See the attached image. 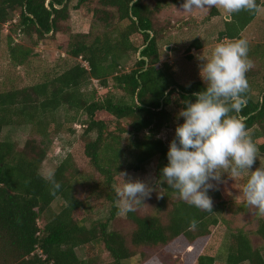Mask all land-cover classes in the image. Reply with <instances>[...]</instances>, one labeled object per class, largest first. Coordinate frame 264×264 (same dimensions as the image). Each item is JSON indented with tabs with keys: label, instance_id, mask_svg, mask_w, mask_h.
I'll use <instances>...</instances> for the list:
<instances>
[{
	"label": "trees",
	"instance_id": "trees-1",
	"mask_svg": "<svg viewBox=\"0 0 264 264\" xmlns=\"http://www.w3.org/2000/svg\"><path fill=\"white\" fill-rule=\"evenodd\" d=\"M72 1L0 0V33L12 15L17 16L6 36L12 66H23L32 48L14 44L11 33L36 37V42L47 35L55 36L60 23L68 19ZM88 4L94 6L88 9L92 29L69 36L65 52L71 65L52 70L40 82L0 91V264H93L100 248L108 253L109 264H123L134 258L139 248L165 247L180 238L188 247L203 251L194 264H264V219L253 232L262 247H253L245 230H229L219 236L223 238L220 250L225 249L219 261L218 249L208 243L213 230L224 224L220 213L223 205L216 204L211 212L202 211L181 200L166 183L159 184L149 214L140 216L136 210L127 213L134 226L128 235L110 229V221L119 213L114 206L113 185L120 178L118 173L141 171L155 159L160 180V170L168 163V145L160 133L171 126L175 136V127L183 123L178 113L188 101L195 102L193 93L205 85L203 81L181 85L170 67L160 63L157 41L161 34L152 21L158 6L150 8L142 0H77L75 9ZM256 4L254 11L229 14L218 40L241 39L258 8L264 6L259 0ZM216 15L218 11L212 9L206 19ZM135 35L142 38L139 46L132 43ZM200 47V42L193 40L187 50ZM132 54L136 56L135 67L122 72V60ZM110 79L113 83L109 87ZM92 81L123 94L118 97L108 91L100 96L91 89ZM245 96L247 103L232 114L244 118L253 143L264 155V75L259 97H251L249 90ZM81 117H85L81 124L84 156L106 186V199L111 204L109 217L88 227L84 219H75V212L84 205L74 195L81 178L71 155L60 156L54 170L60 188L54 193L39 173L51 136L59 133L63 123H76ZM22 126L29 127L38 139L26 140L21 148L1 140L4 128ZM208 195L221 199L215 188ZM58 198L64 207L55 213L51 204ZM238 207L242 210L245 204ZM192 219L197 221L194 228L190 226ZM39 220L44 221L41 228ZM77 249L83 252V259L77 256Z\"/></svg>",
	"mask_w": 264,
	"mask_h": 264
},
{
	"label": "rangeland",
	"instance_id": "rangeland-1",
	"mask_svg": "<svg viewBox=\"0 0 264 264\" xmlns=\"http://www.w3.org/2000/svg\"><path fill=\"white\" fill-rule=\"evenodd\" d=\"M77 0H73L68 9V19L60 23V31L55 36L47 35L45 40L36 42V37L27 38L19 32L11 33L14 44H22L25 47L32 48V55L28 58L23 66L14 67L10 64L8 58V47L6 36L10 34L11 25L17 21V16L12 15L0 33V91H7L11 88H21L40 82L42 77L52 70H62L72 64L66 55V47L69 42V36L73 34H86L92 27V14L88 9L93 8V4L80 6L75 9ZM143 3L154 8L158 6V10L153 14V26L161 34L157 41L160 54V63L167 64L175 81L181 85L188 86L195 81H203L200 76V67L203 59L210 58L212 50L218 43L229 42L227 40H218V33L223 29L226 16H229L224 9L219 7L196 8L185 10L182 7L184 0L174 2L173 0H142ZM264 3V0H259ZM218 11V15L206 19L211 10ZM98 29V28H97ZM241 39L248 42V57L253 63V67L247 72L246 77L249 84V93L251 97L257 99L261 86V79L264 75V6H260L257 10L254 20L241 33ZM193 40H198L201 44L200 49H189ZM132 43L139 46L142 38L135 35ZM136 56L130 55L121 62L120 70L129 72L135 67ZM86 65V63H83ZM113 82L109 80V87ZM91 89H95L98 95L104 96L108 91L113 89L101 88L96 81H92ZM89 87V88H90ZM114 92V91H113ZM113 94L120 97L123 93L115 91ZM174 113L172 108H168ZM103 117V115H100ZM104 118V117H103ZM85 117H81L76 123H63L62 129L56 135L51 136V144L47 151L46 159L43 161L39 173L45 178L49 170H55L60 156L70 154L75 167L80 173V180L75 191V197L82 201L83 210L75 212V219H84V224L88 227L97 221H105L109 217L111 208L110 202L106 199L107 188L102 185L100 176L93 171L87 162L83 152V126L82 121ZM107 120V119H106ZM174 131L171 126L165 127L160 138L169 145L173 139ZM36 138L29 127H7L1 133V140L15 143L18 148L23 147L26 140ZM260 165H264V155L259 153L258 160L254 163L251 170ZM133 179H140L155 185L158 180L156 174V160H152L141 171L126 170ZM222 176L223 183L217 184L215 181V189L220 193L221 199L218 201L212 198L213 207L216 204H222L221 216L224 220V226H219L213 230L212 238L208 245L218 249V260H223L225 249L220 250L221 240L219 238L226 234L229 230L243 229L249 233L251 244L255 248L263 246L261 240L253 234L258 221L264 219L255 213V210L246 206L239 210V205L244 204L241 200V191L246 183L247 174L237 178H226ZM120 184V178L113 183L116 195V188ZM160 188L159 183L152 192L151 197L144 201L145 205L136 208V213L140 216L147 215L152 211L153 204L158 197ZM106 192V193H105ZM118 199L114 202V206L118 208ZM64 207L61 199H56L51 204L53 212L58 213ZM44 221L39 220L38 226L43 227ZM110 229L120 231L128 235L134 228L129 222L126 215L117 214L110 221ZM218 237L219 239H215ZM214 239V240H213ZM225 240L223 242V245ZM201 249L197 247H188L183 238L171 242L165 247L159 248H139L136 255L131 260L123 262V264H194ZM203 252V251H202ZM201 252V253H202ZM98 257L93 264H109L111 259L106 251L102 248L98 249ZM76 254L83 259L81 249L76 250ZM264 258V252H262Z\"/></svg>",
	"mask_w": 264,
	"mask_h": 264
},
{
	"label": "clouds",
	"instance_id": "clouds-1",
	"mask_svg": "<svg viewBox=\"0 0 264 264\" xmlns=\"http://www.w3.org/2000/svg\"><path fill=\"white\" fill-rule=\"evenodd\" d=\"M183 9L219 7L227 13L254 11L256 0H184ZM245 39L218 43L210 58L203 59L200 76L204 89L193 93L195 102L188 101L178 113L183 123L175 127V136L169 142L167 165L155 185L133 179L127 172H119L120 184L116 188L118 211L121 215L135 211L151 197L157 184L166 183L187 204L211 212L212 198L208 195L222 176L237 178L247 174L242 187V202L264 217V165L251 170L258 160L259 149L253 143L244 118L239 113L247 103L249 88L246 77L253 67L248 57ZM46 180L53 193L60 188L54 170ZM197 221L192 219L190 226Z\"/></svg>",
	"mask_w": 264,
	"mask_h": 264
},
{
	"label": "water",
	"instance_id": "water-1",
	"mask_svg": "<svg viewBox=\"0 0 264 264\" xmlns=\"http://www.w3.org/2000/svg\"><path fill=\"white\" fill-rule=\"evenodd\" d=\"M226 19L228 20L229 19V16H226ZM138 55H139V53H138Z\"/></svg>",
	"mask_w": 264,
	"mask_h": 264
}]
</instances>
